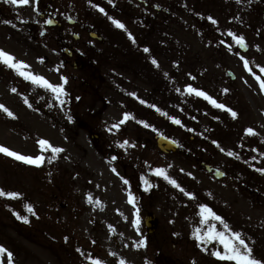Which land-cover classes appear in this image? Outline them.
Returning <instances> with one entry per match:
<instances>
[{
	"label": "rangeland",
	"instance_id": "1",
	"mask_svg": "<svg viewBox=\"0 0 264 264\" xmlns=\"http://www.w3.org/2000/svg\"><path fill=\"white\" fill-rule=\"evenodd\" d=\"M74 1L77 10L66 17L74 19L68 39L76 47L68 55L65 32L42 36L37 0L19 6L0 0V49L54 84L67 77L68 93L61 105L50 90L0 63V104L14 114L0 110V145L44 157L35 165L0 153V189L21 194L0 196V245L12 253L11 264H235L212 254L223 251L218 241L193 235L212 224L228 234L219 221L200 222L201 204L264 258V90L256 79L264 80V0H206L192 11L202 24L174 8L156 13V25L143 28L133 11ZM84 24L101 40L78 30ZM229 30L244 36L246 50ZM73 33L81 38L75 41ZM148 33L152 47H138ZM188 85L227 107L188 92ZM158 135L175 140L179 150L161 152ZM40 139L64 151L53 159ZM203 164L225 176L215 178ZM157 168L184 191L156 175ZM149 216L154 231L146 224ZM0 264H9L6 253Z\"/></svg>",
	"mask_w": 264,
	"mask_h": 264
},
{
	"label": "snow or ice",
	"instance_id": "2",
	"mask_svg": "<svg viewBox=\"0 0 264 264\" xmlns=\"http://www.w3.org/2000/svg\"><path fill=\"white\" fill-rule=\"evenodd\" d=\"M10 3L14 5H28L30 3V0H9ZM38 2V0H37ZM109 3H112V0H109ZM96 7L99 8L98 5ZM101 12H104L103 8H99ZM110 20H112L113 24L121 29H125V25L113 18L109 17ZM210 21H212L213 24H216L217 21L213 19L212 17H208ZM4 23H11L10 21H4ZM46 24H52L54 21L52 19H48L44 21ZM126 30V29H125ZM227 35H230L233 37L235 43L241 47H247V44L245 42V38L242 35H237L234 32H229ZM129 36L131 37V34L129 33ZM229 48L231 49V45H229ZM145 52H148L149 49L145 48ZM242 60H244V66L245 68H248L249 71H251V68H249V61L244 59V57H241ZM41 62H43V58H41ZM153 64H157V61L153 59ZM0 63H3L4 65L14 69L18 75L23 76L25 79L30 80L32 83L36 84L37 86L44 87L46 90H50L56 97L57 101L63 105L65 103V100L62 99V97H66L68 93L66 92L64 88V84L67 83V77H61L62 83L60 84H54L47 80L44 76L36 74L30 70V66L26 65L25 62L17 60L12 54L8 53L7 51L0 49ZM260 71L264 73V67L260 68ZM255 75V74H254ZM256 79L260 83V88L264 90V80L260 79L259 76L256 77ZM13 92L16 91L15 88L12 89ZM179 91V89H177ZM187 91L190 93H195L197 96H203L205 99L209 100L215 107L217 108H226L227 106L221 103H218L215 99H213L211 96H209L206 92L202 90H198L196 88H193L191 85L187 86ZM228 89H224V92H227ZM25 104H28L29 107H31V104L29 103L28 99L25 98L24 100ZM154 107V106H153ZM0 110H3L5 113H7L8 116L13 117L14 114L3 104H0ZM227 111L231 113V115L235 118L237 116V113L232 110L231 108H227ZM128 118V114H125V119ZM71 119V117H69ZM174 122L179 124L180 121L178 119L173 118ZM147 126V125H146ZM113 127H118V125H114ZM246 132L252 135H255V130L252 128L246 129ZM41 148V150H50L52 155V158L54 159L56 154L61 153L64 151L63 148L53 146L48 140L46 139H40L37 142ZM125 144L128 143V141H124ZM214 144H216V141H213ZM123 146V145H121ZM219 147V145L217 144ZM221 151H224V149H221ZM0 153H4L8 156L14 157L17 160L24 161L28 164H35L40 165L44 161V157L42 155H37L35 157L30 155H23L18 152L12 151L9 148L0 145ZM228 155L233 156L236 155V153L229 151ZM115 171V169H113ZM262 173H264V168L259 169ZM154 172L156 175H162L165 179L169 180L171 184H173L175 187L180 188V185L174 180L171 179L162 168L154 169ZM191 175V174H189ZM125 183L127 184V181L125 180ZM147 183V181H145ZM180 190L183 192L184 189L180 188ZM190 198H194L193 193H185ZM21 194L18 192H5L4 189H0V196H8L10 198H17ZM129 200L130 202L134 201L132 200L131 194H129ZM89 202H91V195L89 194ZM29 211H32L31 205L27 206ZM200 208V216H201V223L207 224L209 220H215L219 221L225 229L228 230V234H226L225 231H220L217 229L215 224L210 225L207 230L201 234V230L199 228L196 229V231L193 233L195 238L198 241H202L204 243H211L212 241H218L223 246V251L217 250L214 251L212 254L216 256L218 259L222 261H234L235 264H264V258H257L253 254V249L249 247L246 240L242 237V234L238 231H233L229 228V225L225 223L224 218L217 215L207 204H201L199 205ZM21 219H24L27 221V217H20ZM135 224L140 223L139 216H137ZM111 228V226H109ZM145 241L142 239L139 241V245H144ZM7 254L9 264H11L12 260V253L8 252L7 249H5L2 245H0V255ZM91 259V257H90ZM93 264H102V261L100 260H94ZM120 264H125L123 260L120 261Z\"/></svg>",
	"mask_w": 264,
	"mask_h": 264
},
{
	"label": "flooded vegetation",
	"instance_id": "3",
	"mask_svg": "<svg viewBox=\"0 0 264 264\" xmlns=\"http://www.w3.org/2000/svg\"><path fill=\"white\" fill-rule=\"evenodd\" d=\"M66 1V3L64 2ZM64 2V3H63ZM206 0H112V3H109V0H99L98 4L101 7L112 9V12H116L119 10L121 13H127L129 15L130 11L136 13L134 21L141 27L154 26L157 23L156 13L159 14L161 11L164 13H169L170 10L174 8H182L188 10V15H191L189 19L190 22L199 23L200 19L195 16L192 11L193 10H201ZM38 3L42 6V11H39L38 16L42 21V24L46 26L41 31L43 37L51 36L53 33L60 35L61 32H65L66 38L64 41L67 43L68 47L65 48L66 53H73V50L76 47V44H71L68 39L69 30L74 27L75 22L74 19L66 17L68 14H74L77 10L76 4L74 0H38ZM191 10V12H190ZM139 13V14H138ZM52 19L54 23L46 24L44 21ZM202 24V23H199ZM78 30L81 32H85L91 38L100 39L97 34L93 30L86 29L85 24L77 26ZM80 33H73V37L75 41H78L81 38ZM82 34V33H81ZM56 36V37H57ZM146 36V38H145ZM140 36V40L138 41L140 48L147 47L151 48L152 44L150 43V37L152 35ZM61 41V40H60ZM71 47V48H70ZM90 51H88L89 54ZM149 52V51H148ZM136 62V61H135ZM139 63H141L139 61Z\"/></svg>",
	"mask_w": 264,
	"mask_h": 264
},
{
	"label": "water",
	"instance_id": "4",
	"mask_svg": "<svg viewBox=\"0 0 264 264\" xmlns=\"http://www.w3.org/2000/svg\"><path fill=\"white\" fill-rule=\"evenodd\" d=\"M240 48L242 50H246L247 47H241ZM228 74L230 75V77L232 79L235 78V75L231 72V71H228ZM156 142H157V146L159 147V149L163 152H166V153H174L178 150V144L173 141L172 139L164 136V135H159L157 136L156 138ZM206 169L211 171L212 168L210 167V165H206ZM214 175L215 177L217 178H221L224 176V172L219 170V169H215L214 170ZM153 217H148L147 219V225L149 226L150 230L153 231L154 230V225H153Z\"/></svg>",
	"mask_w": 264,
	"mask_h": 264
}]
</instances>
